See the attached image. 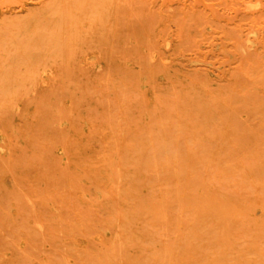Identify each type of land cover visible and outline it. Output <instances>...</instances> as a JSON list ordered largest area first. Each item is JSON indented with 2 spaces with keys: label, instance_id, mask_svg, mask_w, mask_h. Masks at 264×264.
Returning a JSON list of instances; mask_svg holds the SVG:
<instances>
[{
  "label": "rangeland",
  "instance_id": "1",
  "mask_svg": "<svg viewBox=\"0 0 264 264\" xmlns=\"http://www.w3.org/2000/svg\"><path fill=\"white\" fill-rule=\"evenodd\" d=\"M0 264H264V0H0Z\"/></svg>",
  "mask_w": 264,
  "mask_h": 264
}]
</instances>
